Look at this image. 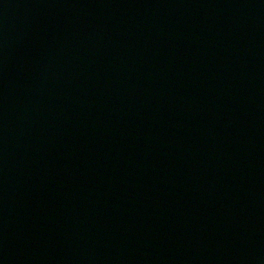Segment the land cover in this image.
I'll return each instance as SVG.
<instances>
[{
	"label": "water",
	"instance_id": "obj_1",
	"mask_svg": "<svg viewBox=\"0 0 264 264\" xmlns=\"http://www.w3.org/2000/svg\"><path fill=\"white\" fill-rule=\"evenodd\" d=\"M0 264H264V0H0Z\"/></svg>",
	"mask_w": 264,
	"mask_h": 264
}]
</instances>
